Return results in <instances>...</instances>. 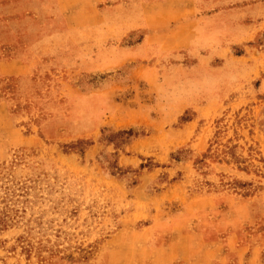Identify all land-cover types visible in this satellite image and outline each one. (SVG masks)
<instances>
[{"label": "rangeland", "instance_id": "rangeland-1", "mask_svg": "<svg viewBox=\"0 0 264 264\" xmlns=\"http://www.w3.org/2000/svg\"><path fill=\"white\" fill-rule=\"evenodd\" d=\"M140 1L0 0V264H264V0L144 61Z\"/></svg>", "mask_w": 264, "mask_h": 264}, {"label": "crops", "instance_id": "crops-1", "mask_svg": "<svg viewBox=\"0 0 264 264\" xmlns=\"http://www.w3.org/2000/svg\"><path fill=\"white\" fill-rule=\"evenodd\" d=\"M196 12L194 0H141L139 20L127 32L143 28L146 34L141 48L136 51L131 48L130 54L144 61L161 53L172 55L185 49L193 38L208 31L207 20ZM13 66L2 63V73L13 74ZM17 68L21 72L23 67L18 64Z\"/></svg>", "mask_w": 264, "mask_h": 264}, {"label": "trees", "instance_id": "trees-1", "mask_svg": "<svg viewBox=\"0 0 264 264\" xmlns=\"http://www.w3.org/2000/svg\"><path fill=\"white\" fill-rule=\"evenodd\" d=\"M141 133H138L132 129L129 130H122V131H118L117 133H112L109 136L106 137V139L109 142H112L117 148H121L122 146L126 145L129 141H131L132 139L138 137ZM171 158L175 159V160H179L180 157L178 156V154L176 155H171ZM148 166V165H147ZM146 165H141V168L143 167H147ZM155 166V165H154ZM150 167V166H148ZM111 168H115L118 169L115 165H111ZM2 223V220L0 218V224Z\"/></svg>", "mask_w": 264, "mask_h": 264}]
</instances>
